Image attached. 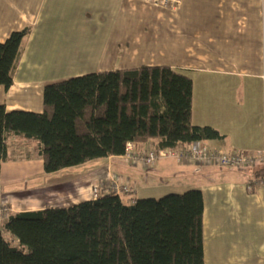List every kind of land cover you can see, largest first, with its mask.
Instances as JSON below:
<instances>
[{
	"label": "crops",
	"instance_id": "0c3cea01",
	"mask_svg": "<svg viewBox=\"0 0 264 264\" xmlns=\"http://www.w3.org/2000/svg\"><path fill=\"white\" fill-rule=\"evenodd\" d=\"M26 28L13 84L0 85L8 112L43 113L49 84L167 66L193 81L192 123L225 137L205 145L248 152L264 145V0H183L173 10L138 0H0V43ZM7 144L0 203L13 213L94 200L92 187L112 176L132 188L126 200L200 190L205 264H264V184L248 189L254 172L171 158L148 169L116 156L48 174L38 141L11 136ZM148 148L155 143L134 144L138 154ZM65 172L61 192L50 183Z\"/></svg>",
	"mask_w": 264,
	"mask_h": 264
},
{
	"label": "trees",
	"instance_id": "16d2710c",
	"mask_svg": "<svg viewBox=\"0 0 264 264\" xmlns=\"http://www.w3.org/2000/svg\"><path fill=\"white\" fill-rule=\"evenodd\" d=\"M29 28L0 43V85L8 89ZM193 81L171 67L92 73L49 84L44 112L0 105V166L7 140L38 141L44 170L124 156L129 143L184 150L222 140L192 123ZM264 176V167L254 170ZM125 193V194H132ZM103 192L69 208L13 213L0 225V264H205L200 190L126 200Z\"/></svg>",
	"mask_w": 264,
	"mask_h": 264
},
{
	"label": "built area",
	"instance_id": "2783aa9c",
	"mask_svg": "<svg viewBox=\"0 0 264 264\" xmlns=\"http://www.w3.org/2000/svg\"><path fill=\"white\" fill-rule=\"evenodd\" d=\"M145 5H152L163 9H177L183 0H138ZM124 157L133 163L141 162L142 165L151 169L160 159L171 158L178 162L190 161L199 165H209L221 169L240 172H254L260 166L264 167V145L254 152L239 150H216L209 148L204 142H196L187 146L184 150L148 148L141 154L135 152L134 144L129 143ZM254 176V175H253ZM264 184V176L250 177L248 189ZM113 192L125 194L133 192L128 184H122L117 176H112L103 185L92 187V198L96 200L101 192ZM13 214L12 207L7 202L0 203V225L9 221Z\"/></svg>",
	"mask_w": 264,
	"mask_h": 264
},
{
	"label": "rangeland",
	"instance_id": "374dc122",
	"mask_svg": "<svg viewBox=\"0 0 264 264\" xmlns=\"http://www.w3.org/2000/svg\"><path fill=\"white\" fill-rule=\"evenodd\" d=\"M70 175L71 174L69 172L61 173V174L53 177V181L50 184H53L56 187H59V185H60L63 188L62 189L58 188V189H60L61 192H66L67 189L65 188V185L68 184V180L67 179L69 177H71ZM53 189H55V188H53Z\"/></svg>",
	"mask_w": 264,
	"mask_h": 264
}]
</instances>
